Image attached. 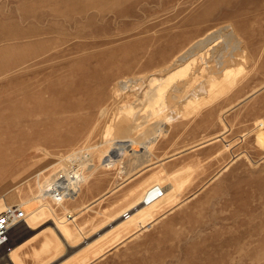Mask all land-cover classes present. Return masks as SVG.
<instances>
[{
	"label": "rangeland",
	"instance_id": "rangeland-1",
	"mask_svg": "<svg viewBox=\"0 0 264 264\" xmlns=\"http://www.w3.org/2000/svg\"><path fill=\"white\" fill-rule=\"evenodd\" d=\"M9 207L0 264H264V0H0Z\"/></svg>",
	"mask_w": 264,
	"mask_h": 264
},
{
	"label": "built area",
	"instance_id": "built-area-1",
	"mask_svg": "<svg viewBox=\"0 0 264 264\" xmlns=\"http://www.w3.org/2000/svg\"><path fill=\"white\" fill-rule=\"evenodd\" d=\"M85 168L81 162L70 161L64 167L58 169L52 176V186L46 190L48 199L57 206L65 201L79 197L84 180ZM161 197L162 193H156ZM129 218V213L125 219ZM27 213L20 207H9L0 214V249L11 244L13 230L26 223Z\"/></svg>",
	"mask_w": 264,
	"mask_h": 264
},
{
	"label": "bare ground",
	"instance_id": "bare-ground-1",
	"mask_svg": "<svg viewBox=\"0 0 264 264\" xmlns=\"http://www.w3.org/2000/svg\"><path fill=\"white\" fill-rule=\"evenodd\" d=\"M4 212H5V211H4ZM4 212H2V213H4ZM2 213H1V214H2Z\"/></svg>",
	"mask_w": 264,
	"mask_h": 264
}]
</instances>
